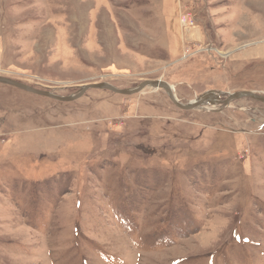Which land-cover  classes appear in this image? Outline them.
Wrapping results in <instances>:
<instances>
[{
    "label": "rangeland",
    "instance_id": "374dc122",
    "mask_svg": "<svg viewBox=\"0 0 264 264\" xmlns=\"http://www.w3.org/2000/svg\"><path fill=\"white\" fill-rule=\"evenodd\" d=\"M0 77L264 96V0H0ZM0 264H264V104L0 83Z\"/></svg>",
    "mask_w": 264,
    "mask_h": 264
},
{
    "label": "water",
    "instance_id": "95a60500",
    "mask_svg": "<svg viewBox=\"0 0 264 264\" xmlns=\"http://www.w3.org/2000/svg\"><path fill=\"white\" fill-rule=\"evenodd\" d=\"M0 83L5 84V85H10L13 87H17L29 93H33L35 95H39L42 97H46V98L53 99L59 102H64V103L72 102V101L79 99L83 95V93H85L87 90H90V89H102V90L110 91L115 94L132 95V94L139 93L144 88L163 90L166 93L169 100L171 101V103L175 107L183 111H193L197 109H202L203 107L226 106L230 102L234 100H239L241 98H250L254 101L264 103V97H260L256 95L255 93L249 92V91H239V92L230 93V94L228 93L224 94L218 91H209L195 98L193 101L184 104V103L179 102L178 99L176 98L173 87L162 80L144 81L132 90L130 89L120 90L110 84H105V83L87 85V86L81 87L77 93L72 94L70 96H66V97L53 94L50 91H40L32 87H28L18 82H15V81H12L6 78H2V77H0ZM223 96H225V98L221 99V97Z\"/></svg>",
    "mask_w": 264,
    "mask_h": 264
},
{
    "label": "flooded vegetation",
    "instance_id": "af4514ba",
    "mask_svg": "<svg viewBox=\"0 0 264 264\" xmlns=\"http://www.w3.org/2000/svg\"><path fill=\"white\" fill-rule=\"evenodd\" d=\"M163 91V90H162ZM164 92V91H163ZM165 93V92H164ZM166 94V93H165ZM225 94V93H224ZM167 96V95H166ZM260 97H264V96H260ZM168 98V97H167ZM225 98V96H223V97H221V99H224ZM169 99V98H168ZM169 102H171L170 100H169ZM258 102V101H257ZM258 103H261V104H264V103H262V102H258ZM213 112V111H212Z\"/></svg>",
    "mask_w": 264,
    "mask_h": 264
},
{
    "label": "bare ground",
    "instance_id": "6f19581e",
    "mask_svg": "<svg viewBox=\"0 0 264 264\" xmlns=\"http://www.w3.org/2000/svg\"><path fill=\"white\" fill-rule=\"evenodd\" d=\"M157 90V89H156Z\"/></svg>",
    "mask_w": 264,
    "mask_h": 264
}]
</instances>
